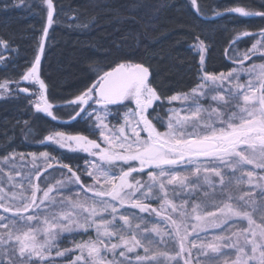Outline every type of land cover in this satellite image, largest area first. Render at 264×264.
<instances>
[{
	"label": "snow or ice",
	"instance_id": "6c2138e0",
	"mask_svg": "<svg viewBox=\"0 0 264 264\" xmlns=\"http://www.w3.org/2000/svg\"><path fill=\"white\" fill-rule=\"evenodd\" d=\"M42 4L46 25L34 59L18 80H0V99H19L25 93L37 113L59 121L40 75L56 9L53 0ZM190 7L195 15L202 14L198 0H190ZM225 11L264 21V11L246 6ZM242 37L254 42L240 52L234 45ZM195 39L201 74L188 92L165 96L149 66L125 60L96 69L95 80L66 101L72 109L68 121H85L88 134L53 129L40 143L87 154L84 167L74 169L41 152L46 169H66V180L49 184L47 177L41 180L39 168L35 178L40 183L30 175L18 183L10 171L4 173L12 191L0 184V264H51L52 242L64 232L88 236L74 244L79 254L70 264H201V257L223 254V249L235 252L226 264H264V210L256 200V190L264 199V63H245L253 57L264 60V24L234 37L228 60L236 67L227 72L205 68L208 48L199 36ZM11 51L10 42L0 38V65H7ZM242 74L248 79L241 81ZM22 81L38 89L21 87ZM16 155L2 160L7 164ZM29 155L35 168L37 156ZM229 173L248 190L241 188L233 196L225 187ZM181 193L185 196L177 202ZM201 195L210 202L200 201ZM236 225L243 226L234 229Z\"/></svg>",
	"mask_w": 264,
	"mask_h": 264
},
{
	"label": "trees",
	"instance_id": "16d2710c",
	"mask_svg": "<svg viewBox=\"0 0 264 264\" xmlns=\"http://www.w3.org/2000/svg\"><path fill=\"white\" fill-rule=\"evenodd\" d=\"M53 2L55 23L49 29L45 42L40 75L47 85L49 100L56 106V114L61 120L52 121L46 115L35 113L23 95L19 99L0 101V168L10 164H5L3 157L17 153L12 160L14 163L20 162L18 166L26 171L31 162L29 154L49 152L62 162L71 164L74 169L76 165L83 169V155L38 143L53 129L88 134L85 121L79 118L68 121L72 109L66 106V101L95 80L96 69L106 68L116 61L144 63L150 67L158 91L165 96L188 92L201 74L199 55L192 47L197 43L195 37L199 36L208 48L205 68L213 73L227 72L233 67L228 55L232 54L229 45L234 37L242 30L257 31L264 24L259 17H240L237 13L225 11L238 5L246 6L249 10L264 11V0H198L201 15L194 14L188 0ZM16 4L19 6H14ZM216 12L222 15L216 16ZM45 25L46 8L42 0H23V3H19V0H0V38L8 40L14 49L7 53V65H0V80H18L30 67L37 51L40 30ZM253 42L250 37H242L234 47L243 52ZM157 111L163 115L162 109ZM109 120H112L111 116ZM19 154H23L24 159ZM49 174V184L70 175L66 169L61 170L54 165L42 175L41 180ZM190 179L197 182L196 176H190ZM225 187L233 196H239L241 188L248 190L244 185L237 186L231 173L226 176ZM217 193L216 199L219 200V188ZM184 196V193L177 196V202ZM199 198L204 203L210 202L202 195ZM256 200L264 210V199L261 200L259 190H256ZM241 226L236 225L234 229ZM90 235L94 238L95 231L90 230ZM81 239H88V236L82 237L75 232L60 233L52 242L51 264H70L79 254L74 244ZM64 249L72 251L64 256L55 255L58 250ZM222 252L201 257V264H223L220 263L221 259L235 258L234 250L223 249ZM108 258L111 259V254H108Z\"/></svg>",
	"mask_w": 264,
	"mask_h": 264
},
{
	"label": "rangeland",
	"instance_id": "374dc122",
	"mask_svg": "<svg viewBox=\"0 0 264 264\" xmlns=\"http://www.w3.org/2000/svg\"><path fill=\"white\" fill-rule=\"evenodd\" d=\"M188 2L190 3V0H188ZM45 8H46V6H45ZM253 62L259 64V63H264V60H260V59H258L257 57H253L252 60H250V61H246L245 63H246V66H247V65L252 64ZM233 67H236V65L233 64ZM247 79H248V76H247L246 74H242V75H241V81H245V80H247ZM12 87H15V85H12ZM21 87H29L30 91H35L36 89H38V85H33V84H31L30 82H23V81L21 82ZM20 95H23L24 97L27 98V94H25V93H21ZM32 98L34 99L35 97H32ZM2 100H5V99H0V101H2ZM177 106H178V105H177ZM31 107H32V106H31ZM32 109H33V111H34L35 113H37L33 107H32ZM41 114H42V113H41ZM43 115H44V114H43ZM113 123H114V121H113ZM38 144H39V145L53 146V147H55V148H57V149H59V150L65 151V152L70 153V154H79V155H83V156H86V155H87V154H84V153H72V152L67 151L66 149H60L58 145H55V144H53V143H51V142H45V143H40V142H39ZM36 156H37V160L35 161V165H36L35 168L33 167L32 157H31V155H30V156H29V160H30L31 162H30V165L28 166L29 168H27L26 171H22V170H21V167L18 166V165H20V162H15V163H14V161H13L12 159H10V160H9V161H11V162H9L10 164L7 165V166H5V167H2V168L4 169V172H3V173H7V172L10 171V172L12 173V175L15 177V181L18 182V183L21 182V180H22V178H23L24 176L30 175V176L32 177V182H33V183H38L39 180H36L35 175H34V174L36 173V169L39 168V170H40V172H41V177H42V175L45 174V173L47 172V170L49 171V170H51L52 168H48V169H46V165H45L44 162H43V158H41V157L39 156V154H36ZM13 165H14V167H13ZM10 166H11V168H10V170H9V167H10ZM45 169H46V170H45ZM19 170H20V171H19ZM16 172H20L21 175H20V176H16V175H15ZM3 173H0L1 177L3 178L2 180H0V184H2L3 186H5V187H6V190H8L9 192H11L12 189H11V186L8 185V183H7V176H6V175L3 176ZM45 177H47V179L50 180L51 175L49 174L48 176H45ZM64 180H66V178H64ZM23 182L25 183V186H27V180H24ZM51 183H52V182H51ZM244 186H246V188L248 189V185L244 184ZM68 187H69V188H72V185H69ZM226 188H227V187H226ZM16 191L19 192V189H17ZM73 191H75L74 188H73ZM70 194H71V193H69L67 190H65V195H70ZM261 200H262V199H261ZM153 206H156V205H153ZM0 214H3V213H2V209H0ZM4 215H9V216H10L11 214L8 213V214H4ZM39 239H40L41 241H43V236L39 237ZM234 259H235V258H234ZM234 259H233V258H231V259H221V262H220V263L225 264L226 262H230L231 260H234Z\"/></svg>",
	"mask_w": 264,
	"mask_h": 264
}]
</instances>
